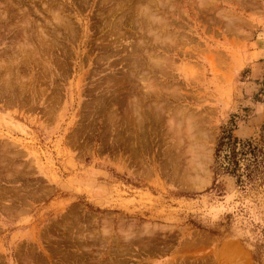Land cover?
<instances>
[{
    "label": "rangeland",
    "instance_id": "obj_1",
    "mask_svg": "<svg viewBox=\"0 0 264 264\" xmlns=\"http://www.w3.org/2000/svg\"><path fill=\"white\" fill-rule=\"evenodd\" d=\"M263 81L264 0H0V264H264Z\"/></svg>",
    "mask_w": 264,
    "mask_h": 264
},
{
    "label": "trees",
    "instance_id": "obj_2",
    "mask_svg": "<svg viewBox=\"0 0 264 264\" xmlns=\"http://www.w3.org/2000/svg\"><path fill=\"white\" fill-rule=\"evenodd\" d=\"M261 95H264V81L255 98L260 100ZM233 126V120L229 125L222 126L217 137L213 167L215 175L229 174L235 177L239 186L264 181V124L258 140L252 137L238 138L233 134ZM219 186V183H213V187Z\"/></svg>",
    "mask_w": 264,
    "mask_h": 264
},
{
    "label": "bare ground",
    "instance_id": "obj_3",
    "mask_svg": "<svg viewBox=\"0 0 264 264\" xmlns=\"http://www.w3.org/2000/svg\"><path fill=\"white\" fill-rule=\"evenodd\" d=\"M140 5H141V4H140ZM142 6H143V5H142ZM142 6H141V7H142ZM137 15H138V14H137ZM25 17H26V16H25ZM148 17H149V16H148ZM152 19H153V18H152ZM153 107H154V106H153ZM194 162H195V161H194ZM199 164H200V163H199ZM195 169H196V168H195ZM201 169H202V168H201Z\"/></svg>",
    "mask_w": 264,
    "mask_h": 264
}]
</instances>
